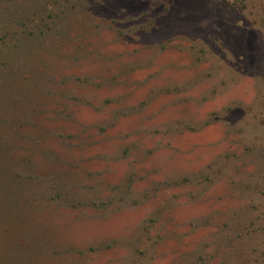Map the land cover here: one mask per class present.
<instances>
[{"label": "rangeland", "instance_id": "1", "mask_svg": "<svg viewBox=\"0 0 264 264\" xmlns=\"http://www.w3.org/2000/svg\"><path fill=\"white\" fill-rule=\"evenodd\" d=\"M0 264H264V0H0Z\"/></svg>", "mask_w": 264, "mask_h": 264}]
</instances>
